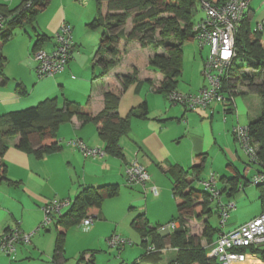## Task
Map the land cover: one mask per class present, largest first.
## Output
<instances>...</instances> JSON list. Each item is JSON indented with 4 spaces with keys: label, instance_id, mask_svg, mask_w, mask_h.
I'll use <instances>...</instances> for the list:
<instances>
[{
    "label": "crops",
    "instance_id": "crops-1",
    "mask_svg": "<svg viewBox=\"0 0 264 264\" xmlns=\"http://www.w3.org/2000/svg\"><path fill=\"white\" fill-rule=\"evenodd\" d=\"M21 2L22 0H0V18L6 14L11 16L12 12L9 11L16 8ZM78 10H83V8L75 0H50L48 6L39 13L37 26L32 25L33 31L28 34V37L21 33H19L21 35L19 37V34L15 33L18 36L16 39L13 32L6 41H0V54L4 58L3 65L0 67V116L12 110L37 105L51 97L57 98L60 107L65 105V100H71L87 105L93 114H99L105 107V91L109 89L118 90L121 92L118 113L122 117L130 116L129 131L120 139L123 156L107 154L104 157H87L69 144L70 139L79 137L91 146L105 149V143L99 136L95 122H84L76 116L70 121L62 123L59 127L57 135L61 141V149L51 154H45L40 158L32 152L18 148L16 143L19 136L12 137L4 155L0 156V236L3 231L15 227H19L27 233H34L30 243H18L16 252L18 259L16 260L21 262H15L16 260L8 258L0 251V264L66 263L69 258L67 246L70 242V228L72 226L65 228L63 225L55 223L57 231L52 228L54 224L50 228L36 229L44 220V206L48 201L70 199L74 202L86 187L116 184L119 186V192L117 195L105 199L98 213L87 215L94 216V219L97 218L96 221L89 225H83L81 222L87 216L80 220L79 223L83 226H91L96 231L102 222L110 219L108 207L114 208L113 205H115L117 207L113 209L112 214L116 213V209L118 211L117 216L121 214V217L115 220L116 229L118 221L122 219H132L131 225L135 228L132 223L139 215H143V218L148 220L149 226L153 227L160 223L155 224L151 220L150 209L152 206L156 207L158 203L169 204L170 210L160 215L161 218L158 221H162V217L168 215H172L170 220L175 218V205L177 204V208L179 206L170 173L173 166H181L186 170L194 165L202 166V171L197 175L198 177L192 170L188 176L192 183L193 181L200 182L201 190H205L202 181L210 178L212 174L215 175L217 185V177L220 175L219 185L221 187L219 185L218 187L223 190L231 187L230 179L238 177L240 180L243 178L246 180L250 175L252 177L257 173V171L253 172L254 168L251 166L253 163L244 162V150L232 130L237 124H246L247 121L250 123L262 111V98L254 88L256 84L261 82L258 76L254 77L253 83L255 84H249L250 87H247L248 91L253 93L252 95L248 97L242 95L243 99L236 100L235 94H246V92L241 90L239 92L238 89L234 88V101L228 106L229 111L225 110L227 105L220 100H216L207 108L187 109L183 104L171 103L167 94L160 90L165 75L149 65L150 57L156 52L152 51L149 46L143 47L137 39L126 38L125 33L127 34L131 30L133 24L131 18L123 26L110 28L102 26L113 34L118 33L121 29H124L123 32H125H121L122 37H118L114 41V46L119 52V63L102 75L104 63H106L107 57L108 60L113 57V53L107 52L105 53L107 57H103V61L99 60L98 50L101 41L99 43L93 41L88 53L81 52L83 46L78 41L82 39L81 36L76 35L79 26L76 25L74 28L75 23H77L75 12H79ZM107 12L109 10L103 4V14ZM97 15L98 8L96 6V14L91 11L85 19L87 25ZM81 19L79 20L80 23L82 22ZM243 19L248 23L251 30L261 34L264 44V0H252L245 10ZM63 23H69L74 28L75 50L73 57L62 73L40 77L36 72L37 61L33 57L37 35L47 36L44 41L39 43L37 49L51 51L56 45V33ZM15 40L18 46L17 53L10 47V45L14 46ZM157 53H165V50L160 48ZM197 65L199 70L203 68L200 60ZM134 66L139 69L137 79L123 90L121 77L129 74L128 72L132 71ZM246 70L250 74L255 71L251 67ZM194 77L196 75L190 80L193 84L190 92L199 91L207 83L201 77H198L197 80ZM180 78L181 76L178 78L176 87L178 91L180 90L178 88ZM235 78L233 75L231 81ZM143 103H146L148 107L147 117L131 116L132 110ZM1 132L0 126V134ZM201 155L205 156L204 161L199 157ZM135 159L144 164L151 174L152 179L146 189L140 184H127L126 167ZM202 173L205 175L202 176ZM171 187L176 200V204L173 203V208L172 202H167L172 200L170 197ZM123 193L127 194L129 202L122 201L120 197ZM236 193L237 191L234 193L224 192L223 198L226 194L224 200L234 201L233 197ZM71 206L63 209L64 215ZM126 206L128 209L123 214ZM262 211L261 208L259 213L242 221L235 219V217L230 220L231 216H229L227 228L232 229L239 224L248 222ZM88 229L90 228L88 227ZM135 230L142 238L140 232L136 228ZM59 233H63L65 237L64 252L55 258ZM217 237L218 234L215 240ZM140 244L138 245L134 241L131 244V246L135 245L133 248L139 253V256L135 257L132 263L142 261L141 258L145 254L142 239ZM136 246L142 248V254ZM122 250L126 252L127 246ZM96 251L95 249L82 248L77 255V260L86 252L85 258H94L98 264ZM248 251L251 259L257 254L260 258L258 262L264 264V256L252 248L242 250L245 254V260H237L232 264L245 262L248 259ZM164 254H166L167 260L164 259ZM176 254V249L168 248L165 253H162L163 258L158 263L146 262L145 264H170L171 261L168 259L171 260Z\"/></svg>",
    "mask_w": 264,
    "mask_h": 264
},
{
    "label": "trees",
    "instance_id": "trees-1",
    "mask_svg": "<svg viewBox=\"0 0 264 264\" xmlns=\"http://www.w3.org/2000/svg\"><path fill=\"white\" fill-rule=\"evenodd\" d=\"M50 0H22L14 9L11 16L3 12L4 27L0 33V41L4 42L14 32V29L24 24L34 25L37 17L49 4ZM98 15L89 23L90 28L106 26H123L128 19H132V28L126 34L121 29L113 34L106 30L102 34L100 47L98 50L99 60L103 61L105 53L116 51L114 41L122 37L125 33L127 39H137L143 47H154L158 49L162 46L165 53H156L150 57L149 65L161 71L163 79L160 90L166 94L177 90L178 78L183 72V44L187 40H194L193 25L194 16L198 11V0H96ZM103 4L109 10L103 14ZM6 26V28H5ZM35 26V25H34ZM157 33L160 39H157ZM34 51L38 50L39 43L47 36L37 35ZM236 47L238 58L230 66L223 79V90L229 94H235L230 89V75H233L242 67L237 66V60H245L248 67L255 71L250 74L243 73L242 77L250 79L248 84H255L254 77L258 76L261 82L256 84L255 90L262 98V111L249 123L250 134L257 145L259 162L257 171L264 172V44L259 32L251 30L248 23L243 19L236 36ZM3 56L0 54V67L3 65ZM115 61H106L103 66V74H106ZM138 69H133L127 75L121 77L123 90L137 79ZM256 72V73H255ZM120 91L109 89L105 91V107L99 114H93L90 107L71 100H65V105L60 107L56 97L47 98L37 105L22 109L12 110L0 116V156H3L9 146V141L14 136H19L17 147L34 153L37 157L51 154L61 149V141L58 139V130L62 123L70 121L74 116L84 122H95L99 136L105 143L107 154L123 156L120 139L127 134L130 128V116L122 117L118 113ZM228 106L225 109L229 111ZM131 116L147 117L148 107L146 103L132 110ZM203 161L205 156H199ZM197 175L202 171V166L194 165L186 170L181 166H173L170 170L173 179V190L179 200L178 215L172 220H180L182 226L173 230L169 236H164L158 231L159 225L149 226V222L143 215H139L133 221V226L140 232L142 244L145 248L149 242L154 243L158 248L171 247L177 250V254L172 258L170 264H222L218 257L208 254V249L215 242V237L219 232L211 221L206 222L203 237L206 238L210 247L204 245L200 239L191 235L186 223L189 218L197 219L207 217L209 220L213 214H218L215 207L211 206L212 198L208 191L195 188L188 179L189 174ZM198 177V176H197ZM231 180V187L224 188V192L234 193L239 190L240 179L234 177ZM259 187V199L264 211V182L257 184ZM229 188V189H228ZM119 186L116 184H105L98 187H86L71 203L70 210L64 215H60L54 222L68 228L80 222L89 213H98L105 199L117 195ZM171 220V221H172ZM64 234L59 233L55 258L64 252ZM264 256V246L251 247ZM84 252L77 260L76 264H96L94 258L86 259ZM162 252L147 253L142 261L132 264L158 263L162 260ZM126 264V263H124Z\"/></svg>",
    "mask_w": 264,
    "mask_h": 264
},
{
    "label": "built area",
    "instance_id": "built-area-1",
    "mask_svg": "<svg viewBox=\"0 0 264 264\" xmlns=\"http://www.w3.org/2000/svg\"><path fill=\"white\" fill-rule=\"evenodd\" d=\"M200 9L205 12L204 18L195 21L193 25L194 39L198 41L202 49L209 45V55L204 61V75L206 85L197 92L182 93L173 90L167 94L171 103L183 104L187 109L194 110L197 107L207 108L216 100L223 101L225 105L232 104L234 94L223 90L225 78L233 61L238 58L236 36L245 15V10L252 0H198ZM4 27V18H0V33ZM56 45L51 51L38 49L33 53L37 61L36 72L40 77L54 76L62 73L67 68L73 57L75 42L73 39V27L69 23H63L56 33ZM233 75H230L231 78ZM231 80V79H230ZM234 88L230 89L233 92ZM233 133L242 149L250 159V163L259 162L257 145L250 134L249 126L237 124L233 127ZM69 144L81 151L85 156L104 157L107 152L104 148L91 146L79 137L70 139ZM127 184H140L145 189L151 182V174L147 167L139 160H133L126 167ZM248 182L259 184L264 182V172L255 173L251 179L240 180L239 188H243ZM206 191L216 201L215 209L220 218L221 227L218 237L211 246V256L218 257L222 264H232L234 261L245 260L243 249L264 246V211L248 222L239 224L232 229L227 228L230 213L236 208L232 200H224L223 190L217 185L215 175L202 181ZM70 199H53L44 206L45 217L36 229H45L54 224L55 220L63 214V209L71 205ZM94 221V216L89 215L83 219V225H89ZM181 227L180 220H172L167 224L159 225L158 231L162 235H169L173 230ZM34 232L27 233L19 227L7 229L0 236V251L14 259L17 246L20 242L30 243ZM108 242L111 247L121 251L133 241L119 233H113ZM168 247L158 248L149 242L147 253L157 251L166 252Z\"/></svg>",
    "mask_w": 264,
    "mask_h": 264
},
{
    "label": "rangeland",
    "instance_id": "rangeland-1",
    "mask_svg": "<svg viewBox=\"0 0 264 264\" xmlns=\"http://www.w3.org/2000/svg\"><path fill=\"white\" fill-rule=\"evenodd\" d=\"M80 7L83 8V10H78L79 12H75L76 14V19H77V23H75L74 28L76 25H78V30L76 32L77 36H81V41H78L81 43V45L83 46L81 52H89V49L91 48V43L94 42H100L101 38H102V34L103 31L106 30L105 27H98L96 29H91L85 19L88 16L89 13H91V11H94V13L96 14V0H75ZM106 2V0H104ZM197 8L198 11L195 13L194 16V21H198L201 18H204L205 16V12L203 10L200 9V2H197ZM83 15V18L81 19ZM82 20V22L80 23L79 20ZM93 19V18H92ZM91 19V20H92ZM84 20V21H83ZM90 20V21H91ZM35 26H37V21L34 24ZM81 26V28H80ZM73 28V31H74ZM33 31V26L30 24H26L23 25L21 27H17L14 29V34L16 33H21V34H25L28 37V34H31V32ZM15 34V36H16ZM14 36V39H15ZM21 35L19 34V37ZM75 36V33H74ZM18 36H16L17 39ZM157 39L159 40L160 37L157 33ZM16 40L14 42V46L10 45V47L12 48V50L14 52H18V46L16 45ZM152 51L156 52L159 51L160 48H163L162 46H159L158 49H155L154 47H150ZM209 51H210V47L209 45H206L204 49H201L199 43L197 40H187L184 42L183 44V74L181 75V78L179 79V84H178V88L180 89L179 91L182 93H189L190 89L193 87L191 80V77L195 76V80H197L198 77H201V79L204 80V82L206 83V78L205 75L203 73L204 71V59L207 58V56L209 55ZM13 52V53H14ZM15 53V54H16ZM17 55V54H16ZM112 58H110L108 60V57L105 55L104 57H107V61H115V65H117L119 63L120 57H119V52L116 49V51L112 54ZM199 60L202 62V69H198V65L197 63H199ZM237 66L242 67V69H238L239 71H236L234 75L233 81L231 82V85L233 86V88L238 89L239 92L240 90L243 92H246V94H242L240 93V95H236L235 94V98L237 99H243V96L248 97L250 95H252L253 93L250 91H248V86L249 84H247L248 82H250L249 78H246L245 76L242 77L243 73H246L250 76V72L248 70H246L248 68V63L245 60H237L236 62ZM133 69L137 68L136 66L132 67ZM132 69V71H133ZM139 70V69H138ZM130 71V72H132ZM128 72V73H130ZM196 83V81H195ZM250 87V86H249ZM184 88V89H182ZM243 95V96H242ZM249 121L245 122L246 124H241L242 126H248ZM241 146V145H240ZM242 148V147H241ZM243 160L245 163H249L250 164V159L247 156V154L245 152H243ZM209 166H210V162H209ZM251 166H253L254 168V173L257 171V165L256 164H251ZM253 173V174H254ZM205 173H202V176H204ZM219 177L220 175H218L217 179H218V185L220 184L219 182ZM251 179V175L249 177ZM243 180H245V178H243ZM193 186L195 188H199L202 189V185L200 184L199 181H193ZM171 186V184H170ZM220 186V185H219ZM221 187V186H220ZM142 191V190H141ZM140 191V192H141ZM144 191V190H143ZM259 187L252 183V182H248L247 185H245L243 188H239V191H237L236 195L233 197V200L236 202L237 207L236 209H234L231 212V219H233L235 217V219L242 221L244 219H247L251 216H253L256 213H259V211L262 208L261 205V201L259 199ZM170 197L172 200L167 201L168 203L172 202V208H173V203L176 204V200L172 194V187L170 190ZM226 197V194L224 195V198ZM122 199V201L126 200L127 202H129V197L127 196V194L123 193L120 197ZM160 198V196H159ZM174 201V202H173ZM146 203V202H144ZM177 205V204H176ZM175 205V217L178 215V208ZM136 208L137 205H135ZM212 207L216 206V201H212L211 203ZM113 207H117L115 205H113ZM121 207H123V205H121ZM112 207H108V213H109V218L107 221L102 222V224L99 225V227L96 229V231H94L92 229L91 226H83L81 223L79 224H75L74 226H72L70 228V234H71V238H70V242H68V259L66 260L67 262L64 264H75L77 261V255L79 254V251L82 250V248H86V249H95L97 250L95 252L96 254V259L98 264H124L125 262H128L127 264H132L133 260L135 257L139 256V253H137V251H135V248H133L135 245L131 246V245H127V250L126 252H124L125 250H121L119 251L116 248H112L108 242V238L110 237L109 235L113 234L115 231H117V233L119 234H123V236L130 238L132 241H134L136 244H140L141 239L139 233L135 230V228L132 227L131 220H124L122 219L121 221H118V227L116 229V223L115 220H118L117 218L121 217V214L119 216H117L118 211L117 209L115 210V214H112L113 209ZM128 207H125V212L123 214L126 213ZM170 207L169 204H159L155 207L152 206L150 209V216H151V220L153 223H160V224H167L168 222H170L172 215H168V216H163L162 217V221H158L160 217V215L166 213V211H169ZM174 213V214H175ZM157 219H154L156 218ZM115 218V219H114ZM128 218V217H126ZM97 218L94 219V221H96ZM211 221L213 223V225L220 229L221 227V223H220V218L218 216V214H213L212 219L210 218V220L205 216H203V218L201 219H197L196 217H192L189 218L187 220V227L190 230L191 235H194L196 237V239H200L201 242L210 247V244L207 242L206 238L203 237V232H204V228H205V224L206 222ZM88 227L90 229H88ZM50 228V227H49ZM52 228L57 231L56 229V225H52ZM109 234V235H108ZM140 246H142L140 244ZM138 249H140V254H142L143 252L146 251V248L144 247V250L142 252V248H140L139 246ZM170 248V247H169ZM88 252H91L90 250H88ZM3 253V252H2ZM122 253V254H121ZM208 254H211V249H208ZM249 251L247 253V258L245 262L241 263V264H261L260 262H258L260 260L259 255H254L253 259H251V257H249ZM4 255V253H3ZM6 255V254H5ZM7 256V255H6ZM17 256V254H16ZM164 259L167 260L166 254H164ZM168 256V255H167ZM8 258H11L9 256H7ZM261 257V256H260ZM12 259V258H11ZM18 259L17 257L14 258V260ZM128 261H127V260ZM124 260V262H123ZM169 261L170 258L168 259ZM21 262L20 260H16L15 262ZM165 261V260H164Z\"/></svg>",
    "mask_w": 264,
    "mask_h": 264
},
{
    "label": "clouds",
    "instance_id": "clouds-1",
    "mask_svg": "<svg viewBox=\"0 0 264 264\" xmlns=\"http://www.w3.org/2000/svg\"><path fill=\"white\" fill-rule=\"evenodd\" d=\"M223 192H224V191H223ZM223 194H224V193H223ZM216 211H217V210H216ZM218 216H219V214H218ZM180 222H181V221H180ZM160 225H162V224H160ZM181 226H182V223H181ZM218 233H219V232H218ZM166 236H169V235H165V237H166ZM215 241H216V240H215ZM167 247H168V246H167ZM168 248H169V247H168ZM168 248H167V249H168ZM170 248H171V247H170ZM162 253H165V252H162ZM210 255H211V254H210Z\"/></svg>",
    "mask_w": 264,
    "mask_h": 264
},
{
    "label": "bare ground",
    "instance_id": "bare-ground-1",
    "mask_svg": "<svg viewBox=\"0 0 264 264\" xmlns=\"http://www.w3.org/2000/svg\"><path fill=\"white\" fill-rule=\"evenodd\" d=\"M262 212H263V211H262ZM262 212H261V213H262Z\"/></svg>",
    "mask_w": 264,
    "mask_h": 264
}]
</instances>
